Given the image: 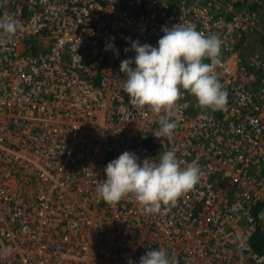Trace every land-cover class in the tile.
I'll list each match as a JSON object with an SVG mask.
<instances>
[{
	"label": "built area",
	"instance_id": "2783aa9c",
	"mask_svg": "<svg viewBox=\"0 0 264 264\" xmlns=\"http://www.w3.org/2000/svg\"><path fill=\"white\" fill-rule=\"evenodd\" d=\"M0 15L18 22L0 36V264H138L158 248L176 264H264V51L242 54L264 0H0ZM180 22L220 38L227 104L181 89L177 128L157 138L164 113L129 103L120 64ZM166 150L202 171L174 204L97 198L110 161Z\"/></svg>",
	"mask_w": 264,
	"mask_h": 264
},
{
	"label": "clouds",
	"instance_id": "9594fccd",
	"mask_svg": "<svg viewBox=\"0 0 264 264\" xmlns=\"http://www.w3.org/2000/svg\"><path fill=\"white\" fill-rule=\"evenodd\" d=\"M17 29V21L0 15V36L11 39ZM161 31L163 35L156 46L141 44L139 40L131 42L135 55L121 61L124 79L119 83L130 104L164 113L153 135L170 138L177 128L175 106L182 95L181 89L193 95L202 109L212 111L226 106L228 94L213 70L221 51L217 35L205 36L187 22L163 27ZM5 43L6 40L0 39V45ZM105 50L119 54L113 42L108 43ZM205 58L211 62L205 63ZM103 171L106 179L97 185V198L114 203L131 196L145 214L157 213L162 205L174 204L183 193L193 189L202 176L196 161L181 167L175 150L144 160L125 151ZM127 264L136 262L128 259ZM138 264H176V261L166 249L158 248L147 251Z\"/></svg>",
	"mask_w": 264,
	"mask_h": 264
},
{
	"label": "rangeland",
	"instance_id": "374dc122",
	"mask_svg": "<svg viewBox=\"0 0 264 264\" xmlns=\"http://www.w3.org/2000/svg\"><path fill=\"white\" fill-rule=\"evenodd\" d=\"M253 36L255 38L252 39V40L256 39L255 41H253L254 45H251V43H250V46L247 47V50L245 51V54H249V53H252V52H255V51L261 52L260 50H264V30L260 28L257 32H255L253 34Z\"/></svg>",
	"mask_w": 264,
	"mask_h": 264
},
{
	"label": "crops",
	"instance_id": "0c3cea01",
	"mask_svg": "<svg viewBox=\"0 0 264 264\" xmlns=\"http://www.w3.org/2000/svg\"><path fill=\"white\" fill-rule=\"evenodd\" d=\"M251 37V38H250ZM255 37L253 36V35H251V36H248L247 37V39H246V41H245V46H243L242 47V54H245V51L247 50V47L248 46H250V43H251V45H254V43H253V41H255V40H252V39H254ZM253 43V44H252ZM249 51V50H248ZM250 54V53H249ZM249 54H245V55H249Z\"/></svg>",
	"mask_w": 264,
	"mask_h": 264
},
{
	"label": "trees",
	"instance_id": "16d2710c",
	"mask_svg": "<svg viewBox=\"0 0 264 264\" xmlns=\"http://www.w3.org/2000/svg\"><path fill=\"white\" fill-rule=\"evenodd\" d=\"M260 51H264V50H260ZM252 242L256 249H260V247L262 246V240L260 239L259 236H255Z\"/></svg>",
	"mask_w": 264,
	"mask_h": 264
}]
</instances>
